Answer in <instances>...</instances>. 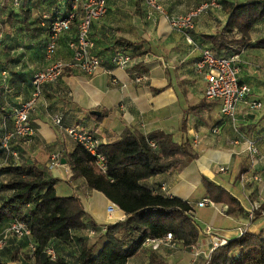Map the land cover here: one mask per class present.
Wrapping results in <instances>:
<instances>
[{
  "label": "crops",
  "instance_id": "crops-1",
  "mask_svg": "<svg viewBox=\"0 0 264 264\" xmlns=\"http://www.w3.org/2000/svg\"><path fill=\"white\" fill-rule=\"evenodd\" d=\"M157 1L166 2L161 6L169 16L185 14L200 4L199 0ZM226 1L245 3L249 0ZM37 2L31 0L29 4L35 6ZM144 2L141 1L137 13L136 0H107L106 16L94 22L90 32L93 51L101 61V68L92 75L77 69L67 70L55 83L44 85L29 118L34 136L30 140L12 142L11 147L18 154L17 164L36 162L48 175L58 179L56 194L77 197L96 230L103 233L105 226L122 221L125 214L101 193L90 190L84 179L70 180L71 167L67 157L76 144L64 129L82 128L93 133L101 144L116 141L126 130L143 135L161 131L171 135L175 142L188 140L197 154L195 160L180 170L146 180L142 185L157 195L187 202L197 227L201 224L210 226L214 234L205 236L200 232L196 246L191 248L171 240H164L157 250H152L150 244H143L127 264H147L151 255L167 264H190L192 260L195 264H205L213 243L235 239L238 229L249 225L253 233L264 229L263 217L250 223L246 215L252 202L260 205L264 202V184L248 181L242 185L240 181L243 175L257 174L264 182L262 164L251 163L242 152V144L236 142L240 137L251 138L264 157V47H254L255 41L264 36V21L252 28L248 44L237 46L229 42L238 40L240 35L236 31L225 32L227 15L223 10L214 9L198 17L194 29L186 35L172 32L164 17H158L154 11L151 20L145 19L149 8ZM124 4L129 6V11L144 16L141 22L133 16L134 25L128 26ZM135 34L139 36L135 37ZM218 34L223 36L228 49L218 50L207 39ZM73 36L74 32H71L62 37L54 60L69 61L67 43ZM119 39L137 46L134 49L117 47L115 41ZM8 42L12 48L20 46L17 42ZM203 49H209L217 56L237 58L239 78L249 86L250 100L260 102L261 109L253 110L241 104L232 122L221 115L218 102L205 100L206 82L195 68ZM116 53L135 57L123 70L113 63ZM47 65L44 51H0V133L11 127L3 126L8 111L28 98L32 76ZM2 70L9 72L6 79H3ZM93 111L99 112V116L107 113V116L98 121L95 117L99 116L92 114ZM55 117L61 120V126L54 123ZM215 128L218 134L212 133ZM51 154L58 155L59 166L49 169ZM12 163L0 153V168ZM220 167L225 168L224 173L219 172ZM203 177L234 196L246 214H229L221 204H215L216 208L199 207L198 203L206 199L201 187ZM23 239L34 246L30 237Z\"/></svg>",
  "mask_w": 264,
  "mask_h": 264
},
{
  "label": "trees",
  "instance_id": "trees-1",
  "mask_svg": "<svg viewBox=\"0 0 264 264\" xmlns=\"http://www.w3.org/2000/svg\"><path fill=\"white\" fill-rule=\"evenodd\" d=\"M141 1L136 0L137 13L140 11ZM4 2L3 9L6 4ZM30 2L31 0H20L26 18ZM219 2L227 15L225 32L236 31L240 35L236 43L240 46L248 44L252 28L264 21V0ZM59 6L58 14L47 20L45 26L46 36L42 45L44 57L49 37L48 27L55 20L67 16L71 0H60ZM207 39L218 50L228 49L220 34ZM115 46L134 49L137 44L119 39L115 41ZM254 47H264V36L255 41ZM131 57L134 58L135 55ZM3 73L9 74L8 70H2V75ZM3 79H6L4 75ZM31 82L32 78L29 84L32 91ZM17 106L3 118L4 127L11 125L13 111ZM106 116L107 113H104L95 119L102 121ZM98 153L106 161V174L100 173L94 166L93 157L76 144L67 157L71 167L70 180L84 179L90 190L101 193L125 214V218L105 226L104 232L99 236V247L96 244L81 243L73 262L60 256L51 259L46 250L52 241L68 244L73 232L88 228L96 230L95 223L84 211L80 200L74 196L57 195L55 186L59 180L48 175L36 162L0 168V176H9L6 182H0V226L11 221H20L27 226L34 244L31 254L33 264H127L140 251L145 240L164 239L167 235L171 236V241L178 242L183 247L196 246L200 232L194 222L191 206L177 198L157 195L142 185L146 180L180 170L188 162L195 160L197 154L188 140L178 143L171 135L161 131L143 135L126 130L116 141L101 144ZM201 187L206 198L214 204L223 205L227 213L246 214L239 201L223 187L204 177ZM260 211H264V202L260 205ZM255 217H261V213L255 212ZM12 261H16V258ZM0 264L5 263L0 259ZM147 264L167 263L151 255ZM205 264H264V229L258 233L246 232L227 241L225 245L216 247Z\"/></svg>",
  "mask_w": 264,
  "mask_h": 264
},
{
  "label": "built area",
  "instance_id": "built-area-1",
  "mask_svg": "<svg viewBox=\"0 0 264 264\" xmlns=\"http://www.w3.org/2000/svg\"><path fill=\"white\" fill-rule=\"evenodd\" d=\"M148 8L155 12L163 14L168 26L172 32L188 34L194 29V21L207 14L212 9H219L222 5L219 0H206L195 9L188 11L179 16H169L163 12L156 0H144ZM18 4V0H14ZM107 14V0H71V9L67 16L62 19H57L50 24L49 37L45 46V59L48 65L36 72L32 76V91L28 99L23 100L14 109L12 115L11 127L5 129L0 136V148L6 161H12V164H17L19 161L18 154L11 147L12 142L18 140H30L35 130L30 124V114L36 104V101L41 96L42 87L50 85L59 80L67 70L77 69L85 75H92L96 70L101 68V61L94 53V43L90 38L92 24L101 20ZM74 32L73 38L68 41L67 48L70 53L68 62H60L54 60L59 42L62 37L68 33ZM132 57L116 53L113 58L114 65L119 69H126L132 62ZM195 68L199 74H203L206 82L204 90V98L207 101H216L220 106L222 116L229 118L232 122L235 121V116L238 106L241 104L247 105L248 108L259 110L262 108L260 102L250 100L251 90L248 85L243 83L239 78L240 69L237 58L221 57L215 55L209 49H203L200 53L199 60L195 64ZM5 76L6 73H3ZM140 78L136 79L137 81ZM56 125L61 126L59 118L53 119ZM66 135L75 143L81 146L90 156L93 157L95 168L102 174H106V161L104 157L98 153L101 142L91 132L81 128H65ZM212 133L218 134V129H213ZM236 142L242 144L243 150L251 163L255 161L262 164L264 173V157L261 156L256 142L251 138L240 137ZM57 154H51L49 169L59 166ZM220 173L225 172L224 167L219 168ZM241 184L244 185L248 181L263 185L264 182L260 176L252 175L250 177L242 176ZM113 205V204H112ZM204 205L216 208V205L207 198L198 203L199 207ZM115 206V205H114ZM260 212L264 218V211H260V204L252 202L248 211L247 218L253 223L257 220L255 212ZM199 229V228H198ZM203 235L210 236L214 234V230L210 226H205L200 230ZM246 232H251V226L244 229H238V237ZM7 237H13L17 240L29 237L27 226L20 221H11V223L0 226V252L7 245ZM164 240H171V236L167 235L164 239L145 240L144 244H150L152 250H157ZM227 243L226 240H220L218 243H213V249L218 246H223ZM32 246V251L34 246ZM47 254L54 259L53 251L49 248ZM192 260L190 264H195Z\"/></svg>",
  "mask_w": 264,
  "mask_h": 264
},
{
  "label": "rangeland",
  "instance_id": "rangeland-1",
  "mask_svg": "<svg viewBox=\"0 0 264 264\" xmlns=\"http://www.w3.org/2000/svg\"><path fill=\"white\" fill-rule=\"evenodd\" d=\"M4 1L6 4H5V8L3 9L2 3ZM36 1L38 2L36 3L35 6H33L32 4L28 5L29 15L26 18L23 15L25 11L24 8L22 7V4L20 3V0H18L19 5L15 4L14 0H0V51L8 50L11 53L13 52L17 53L22 51L25 52L26 50L29 49L35 51H39V50L42 51V45H43L42 43L44 40V36L46 34L45 26L48 22L47 20L58 14L59 12L58 8L60 7L59 6L60 0H36ZM199 1L201 4L206 0L203 1L199 0ZM165 3H166L165 1H160V2L157 1V4L161 7V9L163 8L161 5ZM198 6L199 5H197L195 8H197ZM124 8H125V16H126L125 19L126 22L129 24L128 26L134 25L132 22L133 16L138 18V21L141 22V19H143L144 16L141 17V15L138 16L135 12L133 13L129 11L128 9L129 6L126 4H124ZM212 10H210L207 14H209ZM215 10L222 11L223 8L221 6L219 9H215ZM153 11L154 10H151L149 8L148 13L145 14V19L151 20L152 19L151 15ZM154 14H156L158 17H164L163 14L158 12L157 13L155 12ZM165 14L168 15L167 12H165ZM45 17H47L48 19H45ZM165 22L168 25L167 20H165ZM128 26H126V29H129ZM6 32H9L10 34H5ZM136 36H139V34H135V37ZM232 37H234V35ZM8 40H10L11 42H17L18 44H20V46L16 48H12L11 47L12 45L11 43L8 42ZM236 41L238 40H232L229 43L240 46V44L236 43ZM8 179L9 177L5 175L0 176V182H6ZM198 227L200 230H202L205 228V225L201 224L198 225ZM100 234L101 233L99 231L91 230V228L79 232H73L72 239L68 244H62L57 241H52V243H50L49 245V249L53 251L55 257L60 256L63 257L68 262H73L80 251L81 243L85 242L87 245L96 244V247H99ZM6 241H7V245L5 246L3 251L0 252L2 253L0 259L3 263L33 264V260L31 259V254H32L31 241L29 242V240H25V239L23 240L21 239L19 241L13 237H9V238L7 237ZM13 258H16V261H12Z\"/></svg>",
  "mask_w": 264,
  "mask_h": 264
},
{
  "label": "water",
  "instance_id": "water-1",
  "mask_svg": "<svg viewBox=\"0 0 264 264\" xmlns=\"http://www.w3.org/2000/svg\"><path fill=\"white\" fill-rule=\"evenodd\" d=\"M92 114H94V115H96V116H99V115H100L99 112H95V111H93Z\"/></svg>",
  "mask_w": 264,
  "mask_h": 264
},
{
  "label": "bare ground",
  "instance_id": "bare-ground-1",
  "mask_svg": "<svg viewBox=\"0 0 264 264\" xmlns=\"http://www.w3.org/2000/svg\"><path fill=\"white\" fill-rule=\"evenodd\" d=\"M112 210H113V208H111V210H110V212H109V213H111V212H112Z\"/></svg>",
  "mask_w": 264,
  "mask_h": 264
}]
</instances>
